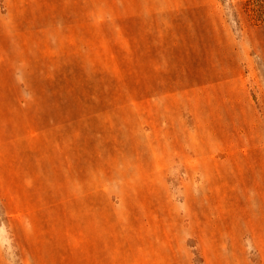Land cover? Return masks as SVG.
<instances>
[{"label":"rangeland","instance_id":"1","mask_svg":"<svg viewBox=\"0 0 264 264\" xmlns=\"http://www.w3.org/2000/svg\"><path fill=\"white\" fill-rule=\"evenodd\" d=\"M0 264H264V0H0Z\"/></svg>","mask_w":264,"mask_h":264}]
</instances>
